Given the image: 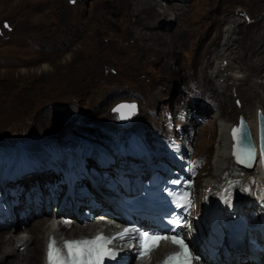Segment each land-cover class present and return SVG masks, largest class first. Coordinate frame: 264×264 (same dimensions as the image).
Listing matches in <instances>:
<instances>
[{"label":"rangeland","instance_id":"1","mask_svg":"<svg viewBox=\"0 0 264 264\" xmlns=\"http://www.w3.org/2000/svg\"><path fill=\"white\" fill-rule=\"evenodd\" d=\"M156 1L163 6L167 4L163 0ZM37 2L50 5L30 8ZM124 3V0H0V143L11 144L14 148L17 143L26 144L28 139L36 142L38 138L49 139L67 129L77 130L79 125L92 129L95 124L87 120V116L101 118L104 127L99 128L97 135H100L116 126V114L111 110L122 99L139 102L140 118L136 120L141 124H161V109L166 106L182 108L186 89L191 84L201 89L200 93L203 91V81L196 69L204 67L209 56L214 62L213 52L220 48L221 33L231 15L241 20L238 35H242L243 41L240 53L239 47L237 50L240 56L235 59L239 60V75H244L245 82L241 85L242 93L236 89L226 91V104L240 106L236 98L244 99L243 94L252 91L251 84L263 79L264 71L258 75L253 69L260 67L257 62L260 55H264V46L245 48L263 39L260 34L264 29V17L260 15H264V0H192L180 7L184 15L178 23L156 18V29L167 34L168 42L159 41L158 32L148 35L130 21V18L153 21L155 7L152 11L143 8L140 13L133 5L125 10ZM122 8L124 12L119 16ZM211 14L217 15L215 19L220 24H211V37L205 39L207 46L210 42L209 47L197 57L195 44L198 39L195 37L200 32L204 35L205 22ZM129 25L135 30H130ZM255 30L258 37L253 39ZM66 41L73 44L69 50ZM87 86L95 87L92 95L85 90ZM254 87L253 90L262 93L259 86ZM204 98L200 97L206 104H213L208 97ZM218 100L225 106L224 99ZM257 100L258 96H251L248 107L254 109ZM214 109L209 111L211 114H204V122H198L194 128L193 154L202 156L205 161L196 177L197 189L202 188L201 182L211 170L209 162L217 126L213 120L218 116ZM77 131L82 136L93 137L84 133L85 130ZM39 216L42 215L26 218L25 226H20L18 220L17 230L29 229L35 220L43 218L34 219ZM7 230V227L0 228L1 237L7 236ZM42 247L43 242L41 258ZM0 264L8 262L0 261Z\"/></svg>","mask_w":264,"mask_h":264},{"label":"bare ground","instance_id":"2","mask_svg":"<svg viewBox=\"0 0 264 264\" xmlns=\"http://www.w3.org/2000/svg\"><path fill=\"white\" fill-rule=\"evenodd\" d=\"M124 1H125L124 3L125 10L129 8V5H133L136 7L135 9L137 10V12L140 10V13L143 11V8H146L152 11V9L155 7V11H152V16H154L153 21L149 19H147L146 21H139L136 18H130V21L131 23H133L134 26L138 27L141 31L145 33H149L148 35H157L160 30L156 29V25H157L156 18L163 17L162 19L164 22H168V21L172 22L171 20H174L175 23H178L179 19L184 15V12L182 11L180 7L187 5L192 0H163L167 2V4L164 6L162 4H159L158 3L159 1L157 2L156 0H129L131 1L132 4H130L128 0H124ZM170 4L172 6H170ZM46 5L48 6L50 4H47L44 2L43 3L37 2V3L32 4L30 8H35L36 6L41 7V6H46ZM82 11H83L82 14H84L85 13L84 10ZM123 12H124V9L122 8L119 13V16H121ZM3 14L4 13H2V15ZM47 14H49V12ZM216 17L217 15L211 14L210 19L207 21V23L205 22L204 35H202V32H200L195 37L196 39H198L195 44V55L197 57L203 54V49H204V52H206V50L209 47L210 42L208 43V46H207L206 45L207 41L205 42V39L206 38L210 39L211 37L210 27L212 23L214 22L217 23L215 19ZM260 17L262 18L264 17V15L263 16L260 15ZM238 19L239 17H236L235 15H231L230 18L227 19L225 23L226 25L221 33L222 42L219 41L221 42L219 43L221 44L219 45L220 48L218 51L213 52L216 55V57L218 56L217 59L215 57V60L213 62L212 57L209 56L205 63V66L199 67V69H196V72L199 78H201L203 81V84L201 85L203 88V91L201 93L203 94L201 97L203 98L208 97L210 99L209 102H212L213 104L208 105L206 104V102H201L198 100L196 101L194 106L198 107V109L202 112L204 120H205L204 114L206 115L207 112L211 111L214 107H215L214 114L218 113V116L216 117V119L213 120L217 122L216 123L217 126H216V138L214 140V143H212L213 150H212L211 159L209 162L211 170H210L209 175L206 174L203 182H201L202 188H200L199 191H197L194 194V198L196 200V209H202L203 212H206V213L209 212L210 215H212L213 211H215L216 209L217 210L220 209L223 211H226V210L228 211L230 209H233L234 207L237 206L236 202L238 201V196L240 195H243L241 199L242 202H247L250 200L253 201L252 198L248 196L247 190H248V187L252 185L253 179L258 181L256 177V169H255V167L259 168L258 165L260 162L257 161L258 158L255 161L256 165L254 164V169L243 171L241 167H237L233 165L230 159V154H229V149H230L229 129H230V126L238 122L239 114H242L244 118L246 119V122H245L246 127L244 128L245 136L251 135L252 138H254L255 144L257 146L256 148H258V143H259L258 131H257V119H256L257 109L260 108V110L264 114V100L262 99L264 96V77L260 82L254 81L251 84L250 89L252 88V91L248 95L243 94L244 99L240 100L241 101L240 106H228V104H226L225 102L227 101V98H228L226 95V91L228 89H231V90L236 89L242 93L241 85L243 82H245V80H243L245 79L244 75H241V76L239 75L240 69L237 64L239 60L236 61L237 59H235L236 57L239 58L240 56L237 50L239 47L240 48L239 53H240L241 51L240 45H241V42L243 41V39H241L242 35L241 36L238 35V31H239L238 26L240 25V21H241L240 19L238 21ZM219 24L220 23H217L218 26ZM129 26H130L129 28L130 30H135V28L132 25H129ZM235 26H236V29H235ZM189 34L192 37V32H189ZM260 35L263 36V39L261 41L256 42L255 45L249 44L248 46H246L245 49L254 48L258 46H264V29ZM158 36H160L159 41L168 42L167 34L159 33ZM252 36H253V39L258 37L256 34V30L255 32H252ZM80 39L81 37L77 39V42H79ZM201 41H203V43H201ZM66 42H67L66 49L69 50L73 44L69 45L70 41L69 42L66 41ZM109 47L107 46V48ZM210 52L212 53V50ZM260 58H261L260 61L257 62V65L260 67H256L255 69H253L256 71L258 75L259 73H262L264 71V55L262 56L260 55ZM143 65H144V62L141 66ZM163 68L161 67V69L160 68L158 69L163 71ZM175 74L177 76H180L179 73H175ZM110 76L111 74L109 75V77ZM92 79H95V78L93 77ZM96 83L97 82L95 81L93 86H95ZM254 86H259V88L262 90V93H259L258 90H253L254 88H256ZM94 89L95 87L92 88L88 86L85 88V90L91 93V95L92 93H94ZM243 91L247 93V91L245 90ZM84 94H86V92ZM251 96L259 97V100H257L258 101L257 105L255 107L252 106L254 107V109H250V107H248L250 100H251ZM218 99H224L225 106H222ZM138 112H139V108H138ZM209 113L211 114V112ZM138 118H140L139 114L133 116L130 123H128L127 125L118 124L117 126L121 127L122 131H128L129 129L139 126V124L136 122V121L139 122V120H136ZM86 119L89 120L90 122H93L95 126H92L93 128L91 129V128L85 127L84 125H79L77 127V130H85L84 133L86 132V134H88L89 136H93V137L83 136L85 139L94 140L102 148H104L106 145H108L107 141L105 140V137L107 136V134H105L106 132L100 135H97V132L100 133L99 128L104 127V124L102 123L101 118H95L94 116L90 118V116H87ZM83 121H86L85 118L83 119ZM142 125L143 127H148L147 123L146 124L143 123ZM74 129L73 130L70 129V130L73 133H79L77 130H74ZM144 133H146V131H144ZM94 136H97V137H94ZM136 139H137L136 136L128 135V136H124L119 142L122 144L133 143L136 141ZM32 141L33 140L28 139L29 143H32ZM249 149L250 147L248 145L247 146L245 145L244 151L248 153ZM258 151H259V148L258 150H256L257 155H259L260 153ZM253 156H254V151H252V158H251L252 162L254 161ZM183 170L186 171V168L183 167ZM225 181L230 182L233 185H229ZM45 193H46V190H45ZM100 199L102 200V198ZM42 201L44 200L41 199L40 202ZM26 206H27L26 207L27 209L24 207L25 212L23 216H17L15 221L6 223L5 225L4 224L0 225V228H3V227L8 228L7 236L2 235L3 237H1L0 235V261L1 262H5V263L8 262V264H30V263L37 264L40 262L42 264L43 247H42V258L40 257V247H41L42 242L44 246V243L46 242L49 233H52L53 235L58 236V237L62 234L65 237L66 236L67 237L78 236L83 233L91 234L97 226L104 225L105 223L103 220H99L96 218V215H95L96 210H93L94 215L92 217H86V219H83L81 216V211H82L81 205L74 211L66 208L65 209L66 214H63L61 211L60 213L56 214V217L54 219H50L52 214L51 213L49 214V211L44 206L38 205L37 206L38 209H37L35 206L33 207V205L30 202H26ZM33 214L35 216L40 215V214L42 215L39 217H34V219L40 218V217H43V218L40 220L38 219L35 220V222L31 225L29 229L17 230L15 226L16 222L19 220L18 224L20 226L21 225L25 226V224H27L26 218L28 217L32 218ZM69 214H71L73 218L75 219V221L72 222L71 224H69L68 222L62 221V218L69 216ZM79 218H82V222H79ZM191 223H192L191 230H195L196 232L195 234L196 241L203 242L202 238L204 240L208 238L221 239L219 235L210 233L212 230L203 229L204 227L211 225V223L209 222V220L207 219L205 215L203 216L202 214L201 217L200 215L199 216L192 215ZM173 247L174 246L168 243H161L157 247V249L152 252L150 256L151 259L150 257H147L145 259H141L140 261L134 259L131 262L132 264H154L155 260L159 259L166 251L172 249ZM248 254L249 252L242 246H239L238 248H233L232 246L225 253H221L218 256H216L215 259H213V261L215 262V264H255V262L249 259ZM262 254L263 252L259 251V255H262ZM15 258H18V260L16 261ZM10 259H13V260L9 262ZM200 263L206 264V263H203V259L200 260Z\"/></svg>","mask_w":264,"mask_h":264},{"label":"snow or ice","instance_id":"3","mask_svg":"<svg viewBox=\"0 0 264 264\" xmlns=\"http://www.w3.org/2000/svg\"><path fill=\"white\" fill-rule=\"evenodd\" d=\"M122 108L135 109V105H118L114 111H119ZM125 118V117H121ZM236 129H233V136H236ZM249 158L252 156V150H248ZM264 154V152H262ZM243 162V161H241ZM172 223L177 224L178 221H172ZM136 231L135 229H124L122 233H119L117 237L112 239L105 238L103 236H97L92 240H81V241H66L64 248L68 251L63 253L60 248L54 247V241L49 242L48 246V264H93V256L98 257L96 264H103V259L115 258V253L103 249V254H100V250L97 247H94L97 241H103L105 245L113 243L115 239H124L131 232ZM140 236H147L148 239H165L171 240L172 243L177 244L181 248V252L174 253L172 256L166 257L162 264H169L170 261L181 259V264H190L191 256L187 251V248L182 240H177L175 237H153L147 233H139ZM157 245H150L148 251H151ZM102 247V246H101ZM141 255L146 256L147 251L142 252Z\"/></svg>","mask_w":264,"mask_h":264},{"label":"water","instance_id":"4","mask_svg":"<svg viewBox=\"0 0 264 264\" xmlns=\"http://www.w3.org/2000/svg\"><path fill=\"white\" fill-rule=\"evenodd\" d=\"M118 105H135V109L122 108L119 111H116L120 121L126 122V120H128L130 116L134 113V111L136 110V103L133 100L131 101L120 100L112 106V111H114V109H116ZM122 116L125 118H121Z\"/></svg>","mask_w":264,"mask_h":264}]
</instances>
